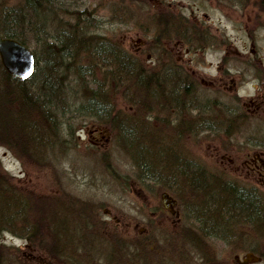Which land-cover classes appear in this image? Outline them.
<instances>
[{
  "label": "flooded vegetation",
  "instance_id": "1",
  "mask_svg": "<svg viewBox=\"0 0 264 264\" xmlns=\"http://www.w3.org/2000/svg\"><path fill=\"white\" fill-rule=\"evenodd\" d=\"M262 2L264 0H190L188 3L181 0H127L126 14L128 21L141 19L136 33L137 41H140L136 44L137 49L146 45L140 36L158 37L157 43L151 47L155 46L165 54L173 51L168 47V43L173 42L174 52L179 57L170 61L163 55L162 61L155 67L164 70L166 65L173 66L178 82L184 81L185 89L190 91L197 83L196 71H192L190 62L180 54L186 52L192 55L212 49H221L226 53L230 47L229 37L224 33L222 35L220 28L210 22V14H199V5H209L212 10L253 11L257 22L249 29V34L253 36L257 25L264 21ZM226 62L227 56L224 55L219 66H225ZM258 68H263L259 73L263 77L264 67ZM179 96H171L172 107L166 105L164 95L159 94L158 102L147 101L141 109L131 105L130 109L108 110L112 117L110 127L91 117L94 113L91 110L66 111L62 118L66 132L61 157L46 159L65 160V184L62 186L64 205L61 206L63 220L57 221L51 217L52 220L46 222L48 228H58L57 232H62L60 250L42 256L37 254L35 246L38 239L21 236L25 244H22V249H18L20 253L3 254L7 258H2L0 264H172V260L160 251V245L164 242L161 231L164 229L182 233L179 242L192 244L197 250L194 254L205 258L209 264L215 257L225 259L228 256L225 253L233 255L240 264H247L253 259L264 261L254 253L260 242L254 231L253 237L237 235L243 233L242 228L250 229L249 224L235 221L232 225L236 230L231 228V236L213 234L210 227L195 220L193 206L181 204L180 196L193 195L188 188H191V178L196 177V160L202 158L197 157L195 152V96L190 93L183 95L190 99L185 107L180 103L182 95ZM237 96L225 102L216 99L230 106L238 117L237 123L216 126V129L240 135L243 123L251 124L249 119L254 117L256 124H248L249 127H255V141L250 147L253 151L245 160H252L247 164L249 177L257 184L252 188L260 191L258 186H264V95L257 94L256 98L251 99L253 108L248 109L238 107L236 102L240 98ZM167 100H171L170 97ZM133 130L140 134L130 136ZM225 154L220 153L222 160ZM104 165L109 167L105 168ZM80 175L83 181L76 179ZM107 179L111 181L110 186ZM107 185L112 188V199L118 189L127 193L132 190V186L141 193L143 199L136 204L131 202L120 207L114 203L104 207L101 201L94 198L106 195L107 190L104 191V188ZM85 201L90 204L86 206ZM125 207L128 209H123ZM31 224L34 226L36 222ZM137 229L139 233L133 236L131 231ZM88 233L94 237H85ZM96 233H105L107 237ZM51 235L55 240L58 239L53 236V230ZM108 245L110 253L107 252ZM215 245H221L224 250H214ZM26 247L31 252H21ZM242 249L252 252L240 257L237 253H243Z\"/></svg>",
  "mask_w": 264,
  "mask_h": 264
},
{
  "label": "trees",
  "instance_id": "2",
  "mask_svg": "<svg viewBox=\"0 0 264 264\" xmlns=\"http://www.w3.org/2000/svg\"><path fill=\"white\" fill-rule=\"evenodd\" d=\"M261 7L264 9V2ZM104 21L95 10L65 0H0V36L26 45L36 60L33 75L20 79L8 72L0 59V144L14 152L20 149L21 155L44 166L41 160L56 153L53 143L58 132H66L63 112L91 110V117L110 127L108 110L123 108L118 105V95L141 109L147 101L158 102L159 94L170 107L171 96L182 95L180 103L185 107L190 99L183 95L190 93L197 104L196 134H214L218 132L216 126L237 123L230 106L200 96L199 84L188 91L171 67L160 69L162 72L149 71L135 54L98 32ZM169 97L171 100H167ZM195 172L191 188L185 186L193 195L180 196L181 204L207 205L209 208L199 212L195 220L199 222L198 217L209 215L219 222L214 226L217 230L234 229L235 221L249 224L260 238L258 255L264 259V193L230 178L224 171L197 164ZM62 205L63 198H56L53 204L33 203L0 167V234L10 231L39 240L48 228L31 224L34 212L37 221L47 222Z\"/></svg>",
  "mask_w": 264,
  "mask_h": 264
},
{
  "label": "rangeland",
  "instance_id": "3",
  "mask_svg": "<svg viewBox=\"0 0 264 264\" xmlns=\"http://www.w3.org/2000/svg\"><path fill=\"white\" fill-rule=\"evenodd\" d=\"M65 1L76 4L79 3L83 8L89 7L91 10H95L96 15L105 20L102 24V28H99L97 31L109 35L116 42H119L127 50L135 54L149 71L156 70L157 72H162L160 68H156L155 66L162 61L163 55L171 59L170 61H173V58L177 59L179 57V54L174 52L175 47L173 42L168 43V47L173 49V51H169L166 54L159 52L155 46L151 47L152 44H156L157 39H159L158 37H154V35L140 36L146 41V45H144L145 47L137 49L138 47H136V44H139L140 41H137L138 37L136 33L139 31L141 19L137 20V18H132V22L130 20L128 21V15L126 14L127 0H124L123 3H121L122 0ZM181 1L184 3L190 2V0ZM199 7V14H203V12L209 13L211 16L210 22H212L214 26L220 28L221 34L224 33L229 37L230 47L226 53L221 49H212L207 52L192 53V55L182 52L180 56H182L184 60L190 62L192 71H196V82L199 84L198 86L201 94L208 95V98L218 99L224 102L238 95L237 97L240 98V103H238L239 108H253L251 99L256 98L257 94L264 95V76L262 77L259 74L263 71V68H258L264 67V21L261 22V25H257V29H255L252 36L249 34V29H251L256 22L254 13H252L253 11L234 9L232 12L223 8L212 10L211 7L206 4H200ZM135 41H137V43H135ZM224 55L227 56V62L225 66L221 67L219 65ZM166 66L172 67L173 69L171 65ZM260 76L262 78H260ZM229 94H233L234 96L230 97ZM116 98L119 107L122 106L123 109H130L129 107L132 105L130 100L127 101L126 99L125 101L119 95ZM251 118L252 120L249 119L251 124L243 123L244 128L242 132H240V135H233V133L230 132L231 135L228 136L225 134L224 129L214 134L210 133V131H202L196 134L195 152L197 157L202 158V160H196L197 164L205 167L207 166L212 170L224 171L230 178L239 180L248 187L257 185L255 181L249 177L250 175L248 173L247 164L252 160H245L248 159L250 153H252L253 149L250 147L254 145L255 141V127L248 126V124H256V122H254V117ZM58 134V138L56 137L53 143V148L59 147L64 140V129H61ZM18 151L22 150L19 149L14 152V150L8 146L0 144V167L5 170L8 175L12 176L15 184L25 192L30 201L36 204L50 201L51 204H53L56 198L61 199L62 186L65 184L63 181L65 160H41V162H44V166H42V164L36 163V160H29L27 155H21ZM219 152L226 153L224 160H222ZM51 157H61V151L58 150L56 153H50L49 158ZM228 158H232L233 160H228ZM107 166L108 165H104L105 168H107ZM86 168H88V166H86ZM98 178L100 179V176ZM76 179L78 181H83L84 178L80 175V177H76ZM85 180H87V178ZM107 183L109 186L111 185L109 179H107ZM108 185L104 188V191L107 190L106 195H99L94 198L95 200L101 201L104 207L114 203L120 207L121 205H128L131 202L136 204L143 199L140 195L141 193L137 192L133 186L132 190H129L127 193L118 189L116 196L114 194L112 199L110 196L112 188H109ZM258 188L264 193L263 185L258 186ZM208 208L209 207L204 204H195L192 209L196 216L199 212H204ZM123 209L128 208L125 207ZM34 216V221L40 228H48L46 221H37V214H35V212ZM51 230H53V236L58 238L57 240L52 237ZM57 231H59V229L54 227L51 229L48 228L45 235L43 231L44 236L42 235L43 237L37 240L36 243L34 242L37 248V254L45 256L49 253H55L54 250H60L61 241H63L62 232L58 233ZM241 231H243V233H240L242 237L254 236L251 228H246L245 230L242 228ZM131 232L133 236H136L137 233H139V229L132 230ZM217 233V235H233L229 227L227 230H219ZM96 234L107 237L105 233ZM181 235L182 233L176 234L171 230L167 231L164 229L161 231L164 242L160 245V251L163 256L172 260V264H209L205 258L194 254L197 250L192 244L179 242V236ZM85 237L94 236L88 233L85 234ZM22 244L24 246L25 240L21 238V235H16L10 231H3L0 235V248L3 250H0V261L2 258H7V256H2L3 254L20 253L18 249H22ZM29 247L33 250L32 246ZM108 247L107 252L110 253V245H108ZM221 248L224 250V247L221 245H215L214 250L218 251ZM31 250L26 247L23 248L21 252H31ZM242 251L243 253L241 254L237 253L240 257L245 256L247 252H252L244 249H242ZM259 251L260 249L256 247L254 253L258 255ZM203 252L206 253L204 248ZM225 254L228 255L225 259H218L215 257V260H211V264H240L237 263L233 255H229V253ZM247 264H264V261H261V259L255 261L253 259L252 262Z\"/></svg>",
  "mask_w": 264,
  "mask_h": 264
},
{
  "label": "water",
  "instance_id": "4",
  "mask_svg": "<svg viewBox=\"0 0 264 264\" xmlns=\"http://www.w3.org/2000/svg\"><path fill=\"white\" fill-rule=\"evenodd\" d=\"M0 59L6 70L20 79L31 77L36 68L32 50L13 38L0 36Z\"/></svg>",
  "mask_w": 264,
  "mask_h": 264
},
{
  "label": "bare ground",
  "instance_id": "5",
  "mask_svg": "<svg viewBox=\"0 0 264 264\" xmlns=\"http://www.w3.org/2000/svg\"><path fill=\"white\" fill-rule=\"evenodd\" d=\"M66 115V112H63L62 116L64 117ZM130 136H134L136 137L137 135H139L140 133L136 130H133L132 132H130ZM62 144H63V141L62 143L60 144L59 147H57L56 151L58 150H62ZM50 147L47 148L48 151H50ZM52 217L57 220V221H60V220H63V211L61 209H58V210H54L52 212ZM197 220L199 222H201L204 226H208L210 227V229L213 231V234L217 233L219 230H217L214 226H219V222L215 221L211 216L209 215H205V216H200L197 218ZM21 226V224L19 223V227ZM2 234V233H1ZM0 234V235H1Z\"/></svg>",
  "mask_w": 264,
  "mask_h": 264
}]
</instances>
